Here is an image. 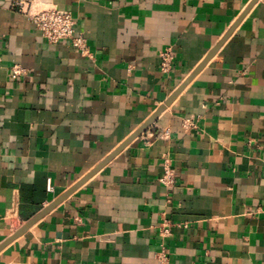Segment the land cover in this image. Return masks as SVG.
Returning <instances> with one entry per match:
<instances>
[{
  "label": "crops",
  "instance_id": "1",
  "mask_svg": "<svg viewBox=\"0 0 264 264\" xmlns=\"http://www.w3.org/2000/svg\"><path fill=\"white\" fill-rule=\"evenodd\" d=\"M252 1L36 0L72 12L87 55L0 0V246L231 31L144 132L0 249V264H264V0Z\"/></svg>",
  "mask_w": 264,
  "mask_h": 264
},
{
  "label": "built area",
  "instance_id": "2",
  "mask_svg": "<svg viewBox=\"0 0 264 264\" xmlns=\"http://www.w3.org/2000/svg\"><path fill=\"white\" fill-rule=\"evenodd\" d=\"M11 8L27 14L35 25L43 32L44 36L52 43L59 41H69L75 48L83 54H90L89 45L85 35L77 28L74 15L70 10L60 8L56 5L43 6L36 0H11ZM0 31V47L2 43ZM172 54L170 50L162 52V69L168 71L172 65ZM1 60V54H0ZM25 69L20 65L12 67L13 77L21 75ZM165 184L173 182V171L169 168L165 176L161 179ZM172 229L169 223L160 226L162 239L171 235ZM161 262L168 259L167 248L164 246L159 254Z\"/></svg>",
  "mask_w": 264,
  "mask_h": 264
},
{
  "label": "water",
  "instance_id": "3",
  "mask_svg": "<svg viewBox=\"0 0 264 264\" xmlns=\"http://www.w3.org/2000/svg\"><path fill=\"white\" fill-rule=\"evenodd\" d=\"M257 0H253L249 8L256 2ZM248 8V9H249ZM245 14V13H244ZM242 18V17H241ZM239 22V21H238ZM237 22V23H238ZM231 31L225 36V38L207 55V57L204 59V61L195 69V71L190 75V77L185 81L183 85H181L171 96L170 98L161 105L155 113L141 126L139 127L130 137H128L115 151H113L108 157H106L91 173H89L85 178L80 180L77 184H75L71 189H69L66 193H64L61 197H59L57 200H55L51 205L44 208L38 215H36L29 223L20 231H18L14 236L9 238L3 245L0 246V249L8 244L11 240H13L15 237L20 235L22 232H24L29 226H31L33 223L38 221L41 217H43L46 213H48L54 206H56L58 203L63 201L70 193H72L77 187H79L82 183H84L89 177H91L94 173H96L101 167H103L105 164H107L116 154H118L125 146H127L135 137L140 135L142 132H144L147 127L156 119V117L165 109V107L171 103V101L177 96V94L182 90V88L185 86V84L190 81L207 63V61L213 56V54L216 52L217 48L221 45V43L229 36Z\"/></svg>",
  "mask_w": 264,
  "mask_h": 264
}]
</instances>
